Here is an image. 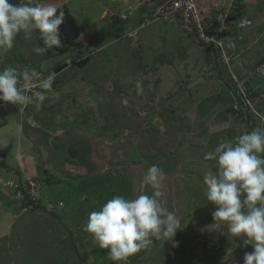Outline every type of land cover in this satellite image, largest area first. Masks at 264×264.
<instances>
[{
  "label": "rangeland",
  "instance_id": "1",
  "mask_svg": "<svg viewBox=\"0 0 264 264\" xmlns=\"http://www.w3.org/2000/svg\"><path fill=\"white\" fill-rule=\"evenodd\" d=\"M146 1L56 0L57 7L68 5L82 31L77 43L89 48L77 59H47L45 53H35V33L31 41L21 34L11 49L0 50V71L12 66L28 72L34 82L52 74L57 63L65 61L68 65L63 72L54 73L60 84L49 94H43V101L32 98L33 103L27 105L3 101L0 104L6 116L0 114V126L5 123L1 133L6 141L0 145V192L5 197L9 189L15 193V186L9 185L20 183L23 177L27 182H36L40 177L61 181L45 187L40 194L47 197V210L20 208V190L7 204L0 203V228L8 232H0V236L9 241V264H65L55 263V258L57 254L60 258L71 252L70 246H65L71 244L67 229L73 231L71 239L77 243L80 259L84 253L101 249L84 226L89 214L115 195L104 192L100 194L104 198L79 196L78 187L88 184L87 179H123V189L128 184L132 188L128 197L150 195L151 188L143 185L142 180L153 165L166 176L161 189L162 206L174 211L182 225L174 237L178 244L159 241L137 264H232V259L243 264L245 253L254 250L252 245H244L246 237H232L226 224L213 226L214 207L206 199L204 175L216 171V161L205 156L219 142L264 127V80L258 70L264 58V0L249 3L247 13L253 17V27L244 33L243 41L230 37L233 43L229 54L219 57L227 82L246 95L253 129L247 122L245 106L239 107L224 78L219 80L217 70L212 71L218 61L213 54L205 56L203 48L187 52L183 45L191 42L179 31L167 37V23L162 20L139 28L137 34L134 27L138 23L123 15H128L127 8L139 15V8ZM216 3L217 7L221 5ZM149 23L150 20L146 21ZM20 55L25 64L12 57ZM6 57L9 58L5 61ZM207 72L206 82L192 89L191 84L187 86ZM228 107L241 112L233 115ZM168 113L173 114L171 119L166 117ZM151 122L161 134L151 131ZM104 134L123 139L111 141ZM72 146L79 150L77 157L69 153ZM50 211H56L59 217ZM37 229L35 242H42L44 237L43 243L62 241L64 246L38 254L39 242L32 243L30 238ZM40 229L48 233L44 236ZM23 243L27 263L18 255L20 249H13L19 244L23 248ZM78 264L93 263L90 258L86 263L79 260Z\"/></svg>",
  "mask_w": 264,
  "mask_h": 264
},
{
  "label": "clouds",
  "instance_id": "2",
  "mask_svg": "<svg viewBox=\"0 0 264 264\" xmlns=\"http://www.w3.org/2000/svg\"><path fill=\"white\" fill-rule=\"evenodd\" d=\"M216 1L221 4L219 7ZM251 1L199 0L200 17L204 18V30L209 37H214L216 30L219 37L216 40L222 42V47L217 42L200 40L195 29L188 32L177 28L172 22L162 20L167 23L166 36L179 31L191 42L183 45L187 52L188 49L198 51L200 48L206 51L207 46H214V49L219 50V57H226L231 49L230 43H233L230 39L243 41L244 33L253 27V17L247 13ZM146 2L144 7L139 8V12L146 6L152 5V15L144 21L140 29L155 23L153 12L162 5L163 0ZM239 4H243L245 8L241 15H236ZM60 9L56 0H22L18 3L0 0V50L11 49L21 34L25 40L31 41L36 32L39 33L43 46H35L33 48L35 53L44 54L48 49L60 48L62 41L59 29L64 18L63 11H59L57 15ZM127 10L134 13L131 8ZM225 11L230 13L227 19L224 17ZM125 13L129 14V11ZM214 15L217 20L213 19ZM123 16L126 17V14ZM148 20L150 23L146 24ZM243 21L249 24L242 23ZM139 28H135L136 31ZM203 50L201 49L200 54L204 53ZM211 54L214 56L213 50ZM262 63L258 70L264 80V62ZM67 68L68 65L65 69ZM208 75L209 73L201 75L195 81L203 79L199 84L204 83ZM38 80L34 82L28 72L18 71L12 66L0 71V104L3 101L17 106L27 105L33 103L32 98L43 101L45 99L43 94H49L52 90L42 93L38 90L39 86L45 90L51 89L55 74L38 77ZM31 84L37 86L31 90ZM242 94L246 97L245 93ZM209 158L216 161V171L204 175L206 199L208 204L214 207L213 226L218 228L226 224L228 233L232 237H246L243 241L244 245L250 244L254 250L245 253L243 264H264V127L243 132L233 140H222L212 152L206 154L205 159ZM165 179V173L160 168L155 165L150 166L142 180L143 185L151 188L150 195L141 193L134 197L114 196L98 210L89 214L84 230L92 236L99 248L107 250L113 264H127L129 257L153 244V237L156 240L178 244L174 241V237L181 229L182 220L174 211L162 206L164 194L161 189ZM17 183L9 185L15 186V197H17ZM30 189L31 187L27 192ZM40 194L41 189L37 193L38 200ZM18 195L17 200L23 201L21 190L18 191ZM28 196L30 197L29 194ZM30 199L32 200L31 197Z\"/></svg>",
  "mask_w": 264,
  "mask_h": 264
},
{
  "label": "trees",
  "instance_id": "3",
  "mask_svg": "<svg viewBox=\"0 0 264 264\" xmlns=\"http://www.w3.org/2000/svg\"><path fill=\"white\" fill-rule=\"evenodd\" d=\"M11 2L12 3H18V2H22V0H11ZM58 8H61V9L58 10L57 15H59V11H63V13H64L63 23L61 24L60 29H59L60 38L62 41V46L60 48L48 49V51L45 53L46 58L50 59L53 57L57 58L60 56H65L66 58L67 57L68 58L73 57L74 59L75 58L77 59L79 54L84 55L89 50V48L81 46L77 43V40L81 37L82 31H81L79 25L77 24L75 18L71 14L67 5L62 4V5L58 6ZM244 8H245V6L243 4H239V7L236 9V15H241L244 11ZM130 14H132L131 17L129 16ZM133 14L134 13H132V11H129V14L126 16L128 17L129 21L130 20L134 21V22L136 21L138 23L137 26L135 23L134 28H139L147 18L151 17V15H152L151 7L146 6V8L142 9V12H140L139 15L137 14V16H135ZM213 19L217 20V17L214 15ZM35 37H36L38 46H43V41L40 39L38 32L35 33ZM245 41H247V39H245ZM212 50L214 52L215 58L218 60L215 62L213 69L217 70V76H218L219 80H221V78H224V81L227 82L226 74H225L223 68H219V67H222V65L219 63V50L214 49V46H210V47L207 46V49L205 51V56L207 55L208 57H211ZM12 57H13L14 61L20 62L21 64L26 63V61L22 58L21 55L18 57H15V56H12ZM8 58L9 57H6L4 60L6 61ZM262 62H264V59H262L261 63ZM66 67H67V64L65 63V61H63L62 63H57V65L54 66L52 73L59 74ZM45 76L47 77L48 75H45ZM229 82H231V81H229ZM59 84H60V80L58 78H55V80L53 81L51 89L45 90L39 86L38 90H40L42 93H47L51 90L56 89V87ZM190 84H191V82H189L187 84V86H189ZM227 85H229V87L233 90V92L236 96L235 100L237 103L240 104L239 107L242 108L245 106V108L247 109V122L249 123V127L253 129L255 124H254L252 115L248 111V105L246 102V97L241 93V91L230 86L231 85L230 83L227 82ZM227 111L233 115H235V114L238 115V113L241 112V109L239 110L236 108L234 109L233 107H228ZM172 113H168V114H166L167 116L166 115L165 116L168 119H171V116L173 115ZM0 114L3 118L6 117V116H4L3 108L1 106H0ZM4 124L5 123L3 122L2 125H4ZM80 129H84V128L82 127ZM150 129H151V131L156 132V135H158L159 133L161 134L159 129H157V128L155 129L152 122H151ZM104 136H106L111 141H115V140L120 139V138L123 139L122 136L113 135V134L110 135L111 138L108 137L109 135L104 134ZM68 150H69V153L72 154L74 157H77L79 155V150L73 146L69 147ZM135 163H138V161L135 160ZM104 179L105 178H101L99 180L87 179V183L88 182L89 183L88 184L83 183L82 185L80 184V181H79V184H80V186L78 187V190L80 193L79 196H83L85 194V196L87 197L89 194H91L93 198H96V197H103L104 198V196H100V194H102V193L104 194V192H109V194L114 193L115 196H117L119 194L121 196H127L128 197L130 195V192L132 189L131 185H129V184L127 185V183H126L127 188L123 189V186H124L123 179H109L106 182L104 181ZM36 180L41 183V193H43L45 187H47L49 185H55V184L61 183V181H54L51 178H49L47 180L46 179L43 180L40 177L38 179L36 178ZM117 180L122 181V182H118ZM17 184H18L16 186L17 190H21L23 193V199H22L23 201H21V202H24L23 203L24 207H22V209L27 210L28 208H30L32 210H35V209L36 210L37 209L38 210L39 209L47 210L46 204L48 203V200L46 201L47 197L45 195L42 194L40 197V200L36 204L33 203V201H31V199L27 193V190L30 188L29 181L27 182L24 179H22V181L20 183H17ZM118 184H120V186H118ZM88 190H90V192H86ZM7 195L9 196V198H11V197L13 198V196H15V193L11 189H9V194L7 193ZM100 199L101 198H99V200ZM26 200H28V201H26ZM50 214H52L55 217H59V213H56V211L55 212L50 211ZM67 231L69 232V240L71 241L70 247L71 248L73 247L72 249H74V251H77L78 250L77 249V243L75 240L71 239L72 235H73V231L69 230V229H67ZM223 231H225V230H223ZM223 231L221 233H224ZM159 241H161V240L153 239V244L158 243ZM150 247L151 246H149L145 249H142L140 252L136 253L134 256L129 257L128 260L131 262V264H133V263L137 264V261L139 259H141L146 254L147 250ZM91 254H92V256H94L93 257L94 260H96V262L100 263V264H105L106 262L111 260L107 254V250H105V249H94L93 251H91L89 253H84L82 259L83 258H84V260L88 259V256H90ZM101 256H103V257H101ZM104 258H107V259H104Z\"/></svg>",
  "mask_w": 264,
  "mask_h": 264
},
{
  "label": "built area",
  "instance_id": "4",
  "mask_svg": "<svg viewBox=\"0 0 264 264\" xmlns=\"http://www.w3.org/2000/svg\"><path fill=\"white\" fill-rule=\"evenodd\" d=\"M200 2L199 0H163L162 5L157 8L155 14H153L154 20H164L174 23L177 28H181L185 31L192 32L194 29L197 30L198 37L202 41H213L217 42L222 47V42L217 41V31L215 30V36L209 37L203 26V19L200 17ZM229 11H225V19L229 16ZM200 17V18H199ZM242 23L249 24L247 21ZM217 39V40H216ZM37 85L31 84L33 90ZM31 189L27 192L33 202L36 204L37 193L41 189V184L38 181H29Z\"/></svg>",
  "mask_w": 264,
  "mask_h": 264
},
{
  "label": "crops",
  "instance_id": "5",
  "mask_svg": "<svg viewBox=\"0 0 264 264\" xmlns=\"http://www.w3.org/2000/svg\"><path fill=\"white\" fill-rule=\"evenodd\" d=\"M3 128V126L2 127H0V145H1V142H3V144H6V141H5V139L3 138V136H2V133H1V129ZM0 150H1V148H0ZM3 152V151H2ZM22 179H24V177L22 178ZM4 196V197H3ZM6 196L7 197H5V195L3 194V193H1L0 192V203H4V204H7L8 202H10V200H9V196L6 194ZM18 201V200H17ZM18 203H19V201H18ZM20 208L21 207H24L23 206V204H21L20 203ZM26 210V209H25ZM24 210V211H25ZM22 213V212H21ZM23 216H25V214H23ZM1 218V217H0ZM50 223V222H49ZM23 230V229H22ZM41 230V229H40ZM0 232L1 233H4V234H8V232L6 231V229L5 228H0ZM41 232H42V234L45 236L48 232L46 231V230H41ZM3 234V235H4ZM38 235H39V229H37L36 230V232H35V234L33 233L31 236H30V238H32L33 239V241H32V243H38V247H37V250H38V254H40L41 252H44V253H46V251L47 250H50V249H52L54 246H58V245H61V246H64V244L65 243H63L62 241L60 242V244H47V243H43L44 242V237H43V241L42 242H40V241H34V240H37V237H38ZM29 238V239H30ZM40 238H42V237H39V239ZM61 240V239H60ZM60 240H58V241H60ZM238 242V241H237ZM7 243H9V241H7V237L6 236H0V262H2V263H0V264H3V258H5V263L4 264H9V260L11 261L12 260V257H11V255L10 254H8V253H6V250H7V248H6V244ZM11 243V242H10ZM31 242L29 243V244H32ZM42 243V244H41ZM12 244H14L13 242H12ZM24 244V243H23ZM26 245L24 244L23 245V248H21V244H19V247L18 248H16V247H14L13 249L14 250H18V249H20V251H19V256L21 257V258H23L22 260L24 261V263H27V260H28V256H27V253L25 252V250H26V247H25ZM65 246H70V245H68V244H65ZM237 246V244L233 247V246H231V247H229L228 248V250H233L235 247ZM9 248V247H8ZM71 248V247H70ZM73 248V247H72ZM70 249L71 250V252H69L68 254H67V256H63V255H60V258L58 257V254H57V258H55L56 260H55V263H57V262H62L63 261V263H65V264H67V263H70V261H71V263H73L74 261V257H73V255L74 254H76V251H74V249ZM10 249V248H9ZM211 252H214V251H212L211 250ZM89 253V252H88ZM224 253V252H223ZM84 255V254H83ZM83 255H82V257H83ZM94 256H92V254L90 255V256H88V259H86V260H84V258L82 259H80V257H78V253L76 254V261L74 262V264H78L79 263V260L81 261V262H84V263H86V262H88V260L91 258V262L93 263V264H100V263H97L96 262V260H94V258H93ZM229 259H231V257L229 258ZM109 260V259H108ZM107 260V261H108ZM140 260V259H139ZM67 261V262H66ZM129 261V260H128ZM232 261V262H231ZM230 262L232 263V264H238L239 263V261H237V260H231ZM109 262V261H108ZM107 263V262H106ZM129 264H131V262L129 261Z\"/></svg>",
  "mask_w": 264,
  "mask_h": 264
},
{
  "label": "water",
  "instance_id": "6",
  "mask_svg": "<svg viewBox=\"0 0 264 264\" xmlns=\"http://www.w3.org/2000/svg\"><path fill=\"white\" fill-rule=\"evenodd\" d=\"M203 79H199L198 81H195L191 84V87H194L195 85L199 84L200 82H202Z\"/></svg>",
  "mask_w": 264,
  "mask_h": 264
},
{
  "label": "bare ground",
  "instance_id": "7",
  "mask_svg": "<svg viewBox=\"0 0 264 264\" xmlns=\"http://www.w3.org/2000/svg\"><path fill=\"white\" fill-rule=\"evenodd\" d=\"M28 189V188H27ZM40 200V199H39ZM39 200H36L35 202L38 203ZM31 201H34V200H31Z\"/></svg>",
  "mask_w": 264,
  "mask_h": 264
}]
</instances>
